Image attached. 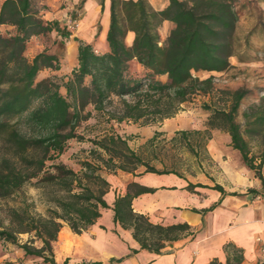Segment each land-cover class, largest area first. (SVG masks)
I'll return each instance as SVG.
<instances>
[{"label":"trees","instance_id":"16d2710c","mask_svg":"<svg viewBox=\"0 0 264 264\" xmlns=\"http://www.w3.org/2000/svg\"><path fill=\"white\" fill-rule=\"evenodd\" d=\"M167 1L163 9L155 10L147 0H110L105 36L108 49L101 52L93 43H79L76 67L63 84L64 95L49 77L35 81L40 70L59 69L56 54L45 47L28 60L24 52L32 36L54 31L63 44L72 31L55 20H44L42 8L35 0L0 3V27H7L0 33V143L8 147L0 156V198L20 196L22 187L31 184L32 178H37L35 185L54 181L58 185V195L52 197L45 215L33 213L22 199L23 206L9 210L15 228H0V241L15 244L24 257H39L43 263L57 264L53 243L62 222L80 234L96 222L105 208H111L113 221L129 229L141 249L156 254L168 243L194 234L186 222L153 223L147 215L133 211L132 199L152 192V188L131 183L124 195L115 198L112 207L106 203L103 196L109 182L102 174L103 168L108 172L118 169L133 173L142 165L143 172L174 173L147 166L119 136L95 141L107 158L93 150L97 160L81 161L78 172L56 163L51 165L53 175H42L46 161L61 155L68 140L76 136L74 126L90 116V111H85L87 105L97 111L106 105L111 107L108 119L117 123L154 124L174 116L197 92L212 89L213 76L199 79L195 72L224 71L230 66L238 20L234 0ZM72 18L80 17L75 14ZM164 20L171 22L172 27L162 40L158 28ZM129 31L133 32V39L127 45L125 37ZM160 75H166V80H160ZM243 95L242 91H233L229 107L212 110L208 125L227 132L244 164L260 177L264 162V96L243 112L244 123L240 125L235 116ZM19 125L27 131H21ZM180 134L186 138L188 133ZM252 139H258V163L251 154ZM195 186L207 187L199 183H189L187 187ZM213 188L221 191L218 185ZM16 233H29L32 238L19 243ZM33 237L40 246L33 245ZM225 251L228 256L224 263L213 259L207 264L241 262L239 248L227 244ZM126 256L110 261L119 263ZM62 264H68V258Z\"/></svg>","mask_w":264,"mask_h":264},{"label":"crops","instance_id":"0c3cea01","mask_svg":"<svg viewBox=\"0 0 264 264\" xmlns=\"http://www.w3.org/2000/svg\"><path fill=\"white\" fill-rule=\"evenodd\" d=\"M147 1L155 10L163 9L168 3L167 0ZM38 3L41 5V0ZM109 6L110 0L84 2V15L79 19L77 30L67 41L71 49L68 56L72 62L70 72L76 67L80 42L93 43L101 52L108 49L105 36L109 25ZM40 13L43 18H47V13L42 9ZM171 27L172 23L167 20L161 23L158 33L162 40ZM132 39L133 32L129 31L125 43L130 45ZM134 65L141 70L138 64ZM214 72L220 71L208 73ZM159 79L165 81L166 75H160ZM172 119L165 118L162 122L149 125L135 122L130 124L128 121L122 132L128 138L132 137L129 135L131 133L137 134L130 142H135L138 149L140 144L154 137L155 131H177L179 126ZM122 123L118 125L122 126ZM193 127L207 129L212 133L207 139L206 149L216 163L215 177L209 174V178L203 176L193 182L174 173H105L109 189L103 196L112 207L115 198L124 195L131 183L152 188V192H143L132 199L133 211L147 215L153 223L168 225L186 222L191 226L193 235L168 243L161 249V253L156 254L141 249L131 231L113 221L111 208H105L101 210V216L96 222L80 234L73 233L63 223L53 243L55 262L59 264L61 260L63 263L68 258V264H90L94 261L101 264H207L213 259L224 263L228 256L225 246L231 244L242 252L239 264H264V162L259 169L260 177L255 176V171L244 164L240 153L231 146L227 132L210 128L206 123ZM189 183L207 187L188 189ZM215 185L220 186L221 191L214 189ZM257 238L260 240L257 241ZM131 249L136 252H131ZM2 254L0 264H5L7 260L17 261L19 258L26 259L21 264H47L39 257H24L19 248L15 249L14 254ZM121 256L126 257L119 263L110 261L111 258ZM6 257L9 258L6 260Z\"/></svg>","mask_w":264,"mask_h":264},{"label":"rangeland","instance_id":"374dc122","mask_svg":"<svg viewBox=\"0 0 264 264\" xmlns=\"http://www.w3.org/2000/svg\"><path fill=\"white\" fill-rule=\"evenodd\" d=\"M47 1H51V3L47 4ZM85 1L41 0L42 3L40 5L38 3L39 0H35L37 6L47 13V18L43 19L46 21L55 20L61 27L68 26L75 14L80 17L79 19L83 17V4ZM234 6L238 13V20L234 34V55L229 58L230 66L222 72L210 74L206 71H200L195 73V76L199 79L213 76L212 89L206 93L197 92L188 102L182 104L181 109L176 113L177 115L172 116L173 123L176 122L179 126L177 131H155L152 139L140 144L139 148L136 149V143L130 141H132L133 137H137V134L131 133L129 135L132 137L128 138L122 132L125 128L124 125H127L126 122L128 121H124L125 123L120 122L122 123V126H120L113 119H108L107 112L111 107L106 105L105 109L97 111L92 105H87L85 111H90V116L80 120L74 126L76 136L68 140L67 148L61 155L46 161V167H44L42 175L45 172L53 175L54 170L51 165L56 163H61L66 168L78 172L81 168V161L89 160L95 162V159L97 160V155L92 153L93 150L107 158L105 151L98 147L95 141L116 135L126 142L129 149L142 162L158 171L174 172L189 178L193 182L199 181L203 176L209 178V174L215 177L217 171L216 163L206 149L207 139L211 137L212 133L207 129L193 126L204 125L205 123L208 125L212 110L227 109L230 105L231 93L235 90L244 92L235 116L236 122L243 125V112L249 106L258 103L264 96V0H234ZM6 28L1 26L0 33H4ZM69 29L74 33L77 27ZM169 30L170 28L166 32L167 35ZM59 40L60 38L54 31L46 35L32 36L26 44L24 55L30 60L45 47L56 54L59 69H42L37 73L35 81L49 77L59 85V92L64 95L63 84L72 67V62L68 59L69 50L71 49L67 46L69 39L63 44ZM95 48L100 51L99 47ZM19 127L24 133L27 131V128L23 125H19ZM181 131H187L186 138L181 136ZM250 146L251 154L256 156L254 162L258 163L260 150L258 139L250 140ZM7 148V146L0 143V156L6 152ZM144 169V166L139 165L134 171L140 172ZM117 171L121 170L117 169L115 172ZM115 172H108L106 169H102L104 177L105 173ZM36 179L32 178L30 180L31 184H25L22 187L20 196L0 198V228H15L14 225H11L9 210L12 207L23 206L22 199L25 200L24 204H29V209L33 213L46 214L47 206L52 204V197L58 195V185L55 181L48 185H35ZM63 223L65 222H62V225ZM30 236L29 233H16L19 243L29 241L32 238ZM33 241L34 246H40L38 239L33 237ZM16 248L18 247L11 242L0 241V256L3 255L2 253L14 254ZM8 258L6 257V260ZM24 261H26L25 258H19L17 261L7 260L5 264H21ZM61 263L62 261L59 260V264Z\"/></svg>","mask_w":264,"mask_h":264},{"label":"built area","instance_id":"2783aa9c","mask_svg":"<svg viewBox=\"0 0 264 264\" xmlns=\"http://www.w3.org/2000/svg\"><path fill=\"white\" fill-rule=\"evenodd\" d=\"M77 26H78V19H72L71 22L68 24L67 27L73 29V28H75ZM259 240L260 239L257 238V241H259Z\"/></svg>","mask_w":264,"mask_h":264}]
</instances>
